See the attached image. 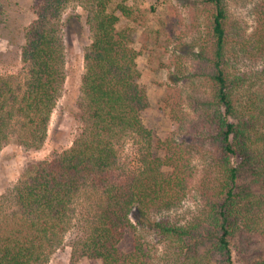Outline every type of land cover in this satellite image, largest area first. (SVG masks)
Instances as JSON below:
<instances>
[{
    "label": "trees",
    "instance_id": "obj_1",
    "mask_svg": "<svg viewBox=\"0 0 264 264\" xmlns=\"http://www.w3.org/2000/svg\"><path fill=\"white\" fill-rule=\"evenodd\" d=\"M67 1L43 0L37 19L24 29V84L0 74V152L15 124L29 147L39 149L47 138L65 80L62 25L80 19L70 15L61 23ZM229 2L202 0L206 19L193 45L198 48L193 77L202 82L191 98L196 113L185 109L176 86L181 75L175 72L165 104L178 127L161 138L141 116L149 98L139 81L134 30L119 27L121 16H131L132 10L122 2L93 0L88 14L93 37L82 78L88 125L71 147L38 163L13 189V223L5 220L0 230V264L47 261L62 246L73 202L87 185L101 189L103 200L96 217L87 221L85 236L71 243L70 264L84 258L100 264H156L142 234H134L131 249L122 246L126 231L136 225L175 244L184 260L201 252L199 240L208 237L202 258L219 257L222 264H235L233 243L242 233L264 234V67L255 75L262 78L255 90L250 75L234 68L237 59L264 62V0L255 4L250 33L229 19ZM174 63L177 68L178 55ZM247 86L252 93L243 101L240 89ZM125 134L142 140L145 149L136 171L116 173L115 143ZM204 153L213 157L220 178L204 193L202 216L183 224L155 217L182 205L196 175L194 160ZM250 264H264V251Z\"/></svg>",
    "mask_w": 264,
    "mask_h": 264
},
{
    "label": "rangeland",
    "instance_id": "obj_2",
    "mask_svg": "<svg viewBox=\"0 0 264 264\" xmlns=\"http://www.w3.org/2000/svg\"><path fill=\"white\" fill-rule=\"evenodd\" d=\"M258 0H230L231 21L250 33L255 27L254 7ZM43 0H0V74L12 76L16 84H24L27 65L22 57L25 43L24 29L37 19L38 6ZM93 0H68L64 6L61 23L70 15L78 14L80 19H72L63 26L66 62L65 80L61 95L51 114L48 134L39 149L25 144V134L15 124L9 140L0 152V230H5L6 221L13 223V189L28 178L38 163L51 160L55 155L71 147L78 135L87 127L86 99L82 78L85 73V52L89 47L93 30L89 23V11ZM124 3L132 10L129 17L121 16L119 27L131 26L134 30V45L140 51L137 59L141 71L140 84L146 90L149 105L141 115L145 125L157 137L164 138L178 127L169 115L165 98L169 86H174V73H178V88L184 97V107L194 114L192 94L200 79L193 77L196 70L193 46L201 35L205 17L202 0H114ZM66 27V28H65ZM175 54V55H174ZM178 55V71L174 57ZM235 69L250 75L254 90L261 85L262 78L256 77L263 70V63H248L235 60ZM261 75V74H260ZM180 77V78H179ZM249 82V83H250ZM208 83L204 89H208ZM248 87V86H247ZM251 88L243 87L240 94L246 101ZM252 93V90H250ZM254 94V92H253ZM191 103V105H190ZM116 173L136 171L140 167V157L145 143L133 135H126L116 143ZM213 157L200 154L194 160L196 175L184 202L178 208L155 217H169L172 222L187 223L206 210L205 192L215 189L220 174L214 166ZM205 197V199H204ZM103 200L99 188L87 185L73 202V212L63 236L60 248L51 252L43 264H70L71 243L89 229V220ZM202 216V215H201ZM6 220V221H5ZM88 221V222H87ZM127 230L122 246L129 250L134 245V234H142L152 250L156 264H222L219 257L211 260L202 258L210 245L208 237H202L199 250L190 260L178 256L175 244L165 241L157 232L141 228ZM208 251V250H207ZM264 251V234L242 233L233 243L235 264H250L259 259ZM79 264H100L99 260L81 259Z\"/></svg>",
    "mask_w": 264,
    "mask_h": 264
}]
</instances>
